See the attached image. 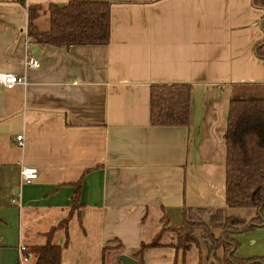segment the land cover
Masks as SVG:
<instances>
[{
    "label": "crops",
    "instance_id": "crops-1",
    "mask_svg": "<svg viewBox=\"0 0 264 264\" xmlns=\"http://www.w3.org/2000/svg\"><path fill=\"white\" fill-rule=\"evenodd\" d=\"M67 1L0 0V70L26 75V84L0 85V264H17L19 243L46 242L61 246L59 264H114L110 245L133 256L163 227L166 244L145 248L141 264H195L198 256L187 259L190 248L170 239L185 212L258 213L226 206L225 136L232 94L264 86V57L255 53L263 8L107 0V43L31 42L26 6ZM29 53L39 65L25 68ZM172 82L191 84L188 124H151V84ZM22 163L35 164L37 178L20 181ZM232 236L237 258L264 256V225Z\"/></svg>",
    "mask_w": 264,
    "mask_h": 264
},
{
    "label": "trees",
    "instance_id": "trees-1",
    "mask_svg": "<svg viewBox=\"0 0 264 264\" xmlns=\"http://www.w3.org/2000/svg\"><path fill=\"white\" fill-rule=\"evenodd\" d=\"M263 8L264 0H253ZM110 6L107 0H68L64 3H33L26 6L27 34L33 43L56 46L107 43L110 40ZM48 26L43 27L44 17ZM264 36L255 44V53L264 57ZM236 89L229 100L226 126L225 203L226 206L255 207L258 213L250 220L227 215L225 207L211 210L204 220L198 213H184L183 222L171 227L177 236V249L186 251L197 243L199 231L212 256L203 261L199 254L195 264H264V256L246 259L234 255L238 241L234 232L264 225V89L261 84H247ZM189 83H153L150 88L149 121L151 124H182L189 121ZM163 227L151 240L143 241L132 255L142 263L143 251L150 246L164 245L160 236ZM217 231V232H216ZM169 244V243H167ZM121 248V243L117 244ZM31 264H59L61 246L52 242L28 247ZM221 252L218 254L217 249ZM107 249V248H105Z\"/></svg>",
    "mask_w": 264,
    "mask_h": 264
},
{
    "label": "built area",
    "instance_id": "built-area-1",
    "mask_svg": "<svg viewBox=\"0 0 264 264\" xmlns=\"http://www.w3.org/2000/svg\"><path fill=\"white\" fill-rule=\"evenodd\" d=\"M39 60L34 54L29 53L25 59V68L39 65ZM26 84L25 73H17L11 70H0V85L10 88L15 84ZM17 143H23V134L16 135ZM39 173L38 167L33 163H22L20 166V181L30 182L37 178ZM18 259L17 264H31L32 254L27 245L19 243L17 246Z\"/></svg>",
    "mask_w": 264,
    "mask_h": 264
},
{
    "label": "rangeland",
    "instance_id": "rangeland-1",
    "mask_svg": "<svg viewBox=\"0 0 264 264\" xmlns=\"http://www.w3.org/2000/svg\"><path fill=\"white\" fill-rule=\"evenodd\" d=\"M204 220H208V216L206 218H204ZM174 228H177V227H174ZM165 230H166V228H165ZM170 230L172 233V235H170V239H172L173 243L174 242L177 243V236H176L175 232L173 231V229H170ZM197 234H198V241H197V243H192V246L190 247L189 252L186 254V257H187V259L191 260L193 256H198V258H199V254H200L203 261H209L212 258V256L207 252V244H206L204 238L202 236H200L199 231L197 232ZM161 236H162V234H161ZM108 248H109V250H107L106 252H108L109 255L113 256L114 264H118V261L120 260V255L123 254L119 251V249H121V248H118L117 244H112ZM217 252H218V254H220L221 249L218 248ZM77 254L80 257H83L82 256L83 252L81 251L80 248H78L75 251V255H77ZM84 262H86V261H84V259H83L82 263H84Z\"/></svg>",
    "mask_w": 264,
    "mask_h": 264
},
{
    "label": "water",
    "instance_id": "water-1",
    "mask_svg": "<svg viewBox=\"0 0 264 264\" xmlns=\"http://www.w3.org/2000/svg\"><path fill=\"white\" fill-rule=\"evenodd\" d=\"M262 23H263V19L261 20V24H260L261 28H262ZM263 33H264V29H263ZM35 48L37 49V46H35ZM120 259H121V264H136L138 262L137 259H135L133 256L125 253L120 255Z\"/></svg>",
    "mask_w": 264,
    "mask_h": 264
}]
</instances>
